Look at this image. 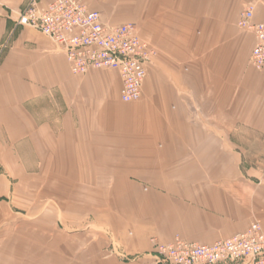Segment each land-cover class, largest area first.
<instances>
[{"label": "crops", "instance_id": "crops-1", "mask_svg": "<svg viewBox=\"0 0 264 264\" xmlns=\"http://www.w3.org/2000/svg\"><path fill=\"white\" fill-rule=\"evenodd\" d=\"M29 1L0 0V264H160L177 236L264 225V68L239 26L264 0H80L156 49L131 103L20 25Z\"/></svg>", "mask_w": 264, "mask_h": 264}, {"label": "built area", "instance_id": "built-area-1", "mask_svg": "<svg viewBox=\"0 0 264 264\" xmlns=\"http://www.w3.org/2000/svg\"><path fill=\"white\" fill-rule=\"evenodd\" d=\"M254 8L241 13L239 26L254 34L252 65L264 68V19L253 21ZM18 23L33 27L63 48L74 75L91 70L113 69L122 78L121 100L139 101L147 77V65L157 52L132 24L111 26L99 11L91 10L80 0H51L44 9L38 0H30L20 12ZM160 264H235L252 260L264 264V225L256 221L248 229L212 244L187 241L179 236L156 248Z\"/></svg>", "mask_w": 264, "mask_h": 264}, {"label": "bare ground", "instance_id": "bare-ground-1", "mask_svg": "<svg viewBox=\"0 0 264 264\" xmlns=\"http://www.w3.org/2000/svg\"><path fill=\"white\" fill-rule=\"evenodd\" d=\"M103 19V18H102ZM253 21H254V17H253ZM255 22V21H254ZM259 22V21H258ZM252 33V32H251ZM140 34V33H139ZM253 34V33H252ZM254 35V34H253ZM141 36V35H140ZM142 37V36H141ZM255 37V36H254ZM121 76V75H120Z\"/></svg>", "mask_w": 264, "mask_h": 264}, {"label": "rangeland", "instance_id": "rangeland-1", "mask_svg": "<svg viewBox=\"0 0 264 264\" xmlns=\"http://www.w3.org/2000/svg\"><path fill=\"white\" fill-rule=\"evenodd\" d=\"M136 26V25H135ZM152 47H153V45H152ZM155 48V47H154Z\"/></svg>", "mask_w": 264, "mask_h": 264}]
</instances>
